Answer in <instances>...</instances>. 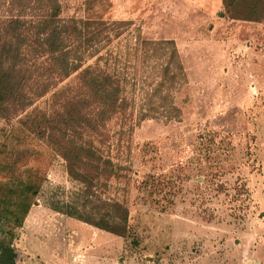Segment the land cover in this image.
<instances>
[{"label": "rangeland", "instance_id": "374dc122", "mask_svg": "<svg viewBox=\"0 0 264 264\" xmlns=\"http://www.w3.org/2000/svg\"><path fill=\"white\" fill-rule=\"evenodd\" d=\"M58 2L62 18L84 16V0ZM220 11L221 0H98L90 10L129 21L145 44L172 40L182 66L177 117L107 125L129 183L102 193L126 203L135 245L58 211L76 186L63 160L21 125L24 112L0 117V227L16 209L10 190H44L11 226L14 264H264V3L249 20ZM123 53L111 60L124 72L151 73L143 54Z\"/></svg>", "mask_w": 264, "mask_h": 264}, {"label": "trees", "instance_id": "16d2710c", "mask_svg": "<svg viewBox=\"0 0 264 264\" xmlns=\"http://www.w3.org/2000/svg\"><path fill=\"white\" fill-rule=\"evenodd\" d=\"M97 1L84 0V16L67 19L60 16L58 0H7L2 4L0 117L24 112L21 125L63 160L76 186L56 202L58 211L124 240L131 237L129 243L135 245L126 203L102 193L109 183L120 182L121 188L129 183V166L119 160L118 153L113 154V147L119 149L120 145L114 144L107 125L115 119L131 125L143 118L177 117L179 109L172 98L183 72L172 40L145 44L148 40L137 30L135 34L129 21L92 15L90 10ZM221 1L219 15L244 20L264 3ZM122 38L136 44H120ZM130 49L136 58L143 54L142 63L151 73H138L134 64L127 74L111 60H120L123 51L129 53ZM160 50L163 59L156 57L161 56ZM89 58L92 63L85 64ZM72 73L73 80L62 82ZM47 94L46 107L34 104ZM10 191L17 197L16 209L6 208L3 213L9 214L8 222L15 227L21 225L27 209L44 190L22 184ZM11 226L0 227L4 232L0 264L15 261L14 248L7 239L12 235Z\"/></svg>", "mask_w": 264, "mask_h": 264}, {"label": "water", "instance_id": "95a60500", "mask_svg": "<svg viewBox=\"0 0 264 264\" xmlns=\"http://www.w3.org/2000/svg\"><path fill=\"white\" fill-rule=\"evenodd\" d=\"M249 264H254V263H249Z\"/></svg>", "mask_w": 264, "mask_h": 264}]
</instances>
